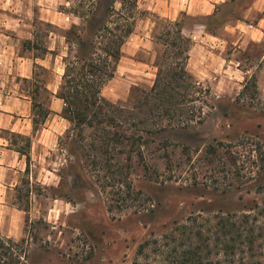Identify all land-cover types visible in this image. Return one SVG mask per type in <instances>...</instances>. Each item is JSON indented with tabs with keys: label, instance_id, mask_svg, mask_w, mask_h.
Segmentation results:
<instances>
[{
	"label": "rangeland",
	"instance_id": "1",
	"mask_svg": "<svg viewBox=\"0 0 264 264\" xmlns=\"http://www.w3.org/2000/svg\"><path fill=\"white\" fill-rule=\"evenodd\" d=\"M69 1V7H61L63 12L78 9L82 0ZM224 11L234 13L242 20L232 18V22L221 28L217 36L202 32L190 36L192 47L188 70L196 81L211 89L215 98L210 99V104L216 108L205 109L210 111V116L204 125L196 126L187 133L165 134L171 137L170 140L177 139V135L187 136L193 150L214 138L224 139L231 120L224 118L223 113L235 105V99L247 79L255 76L259 97L264 101V0H237ZM144 20L147 22L142 23ZM167 20L139 6L135 31L137 28L140 32L151 30L149 40L152 43L150 50L145 48L135 59L150 67L144 82L135 86H129L122 78L114 81L116 71L114 78L102 89L106 99L110 96L120 99L124 95V99L114 103L129 104L138 89L149 90L152 87L157 74L156 63L163 51L160 36L166 30ZM188 23L195 24L192 21ZM34 34L32 40L15 41L5 63H0V101L5 99L9 109L21 107L22 115L7 112L14 117L9 121L20 126L24 133L31 132L27 136L31 139L29 147L26 141L14 137L10 129H0V137L6 140L4 144L7 148L23 149L29 155L28 158L24 156L26 168L13 181L14 186L8 190L5 199L10 207L25 212L24 236L16 240L25 239L27 254L23 264H169L165 258L167 253L186 241L177 231L180 227L191 224L196 229H206V220L219 210L238 213L248 210L246 201L240 202L237 197L220 204L219 194L212 189L214 181L208 175L187 174V166L183 174L178 176L179 173H176L178 177L173 180H169L168 173L163 172L159 181L144 179L140 176L141 169L138 174L134 173L131 176L134 188L150 197L143 203L129 201L121 207V201L114 194L115 189L102 178L104 173L99 175L88 166L85 167L88 184L75 191L68 166L71 155L65 143L71 125L66 122L67 128H62L63 122L52 110V103L62 84L60 71L64 69V58L69 53L67 32L50 24L36 23ZM50 48L54 50L50 52ZM36 58H45L47 68L37 64ZM33 98L51 110L46 123L37 131L33 130ZM19 100L23 101L21 106ZM19 119L20 125L17 123ZM257 120L252 116L247 120V126L252 128L251 124L259 122ZM51 127L54 130H50ZM173 148L172 160L177 164L182 156L181 146ZM149 159L151 163H158L162 171L165 169L163 162ZM257 200L261 202L263 197ZM110 206L114 209L110 210ZM157 241L161 247L156 246ZM145 242L149 244L140 253L139 247ZM157 249L161 254L157 253ZM211 262L229 264L222 255L214 256ZM235 264H264V240L251 256H237Z\"/></svg>",
	"mask_w": 264,
	"mask_h": 264
},
{
	"label": "trees",
	"instance_id": "2",
	"mask_svg": "<svg viewBox=\"0 0 264 264\" xmlns=\"http://www.w3.org/2000/svg\"><path fill=\"white\" fill-rule=\"evenodd\" d=\"M138 1L82 0L78 9L69 12L79 17L82 24L67 31L69 53L64 58V74L56 98L64 102L62 117L71 125L65 141L71 155V185L80 191L88 184L86 166L99 175L103 172L102 178L115 189L122 207L129 201L150 200L142 190L134 188L131 180L140 169V176L150 181H159L162 172L168 173L169 180L176 179L186 166L187 174L208 175L214 181L212 189L219 194L220 204L237 197L240 202L246 201L248 210H219L206 220V229L183 225L177 231L186 241L172 247L165 258L169 264H213L211 259L222 255L229 264H235L237 256H251L264 240V101L259 97L257 79H247L235 105L223 113L224 118L231 120L224 139L214 138L193 150L187 136L177 135V139H171L174 142L165 134L187 133L204 125L210 116L205 109L216 108L210 104L215 98L211 89L196 81L188 70L190 36L199 31L217 36L232 18L242 20L224 11L237 0L222 3L209 16L194 18L182 13L175 21L167 20L160 36L163 51L156 63L152 87L138 89L133 100L123 105L106 99L102 89L114 78L122 47L135 31ZM189 21L195 24L189 25ZM32 103L33 130L37 131L51 110L35 98ZM252 116L259 122L249 128L247 120ZM13 136L31 146L30 137L16 133ZM176 145L182 151L177 164L172 160ZM15 151L29 157L23 149ZM149 158L163 162L165 169L162 171ZM260 197L263 200L258 202ZM24 244L25 239L16 241L0 234V264H23L27 254ZM148 244H141L139 252L143 253ZM156 246L162 245L157 241ZM157 253L161 254L158 249Z\"/></svg>",
	"mask_w": 264,
	"mask_h": 264
},
{
	"label": "crops",
	"instance_id": "3",
	"mask_svg": "<svg viewBox=\"0 0 264 264\" xmlns=\"http://www.w3.org/2000/svg\"><path fill=\"white\" fill-rule=\"evenodd\" d=\"M226 1L228 0H139L138 3L143 10L156 14L161 18L177 20L182 13H186L188 16L194 18L212 15L216 6ZM62 6L69 7L70 1L0 0V63H5L8 58L7 55L10 54L15 41H21L25 38L29 40L33 39L36 23L50 24L65 33L73 25H79L80 19L73 13L63 12L61 10ZM146 22L147 20L142 21V23ZM150 32H147V29H143L140 32L137 28L124 44L122 47L123 55L117 67V75L114 81H120L122 78L126 84H130L129 86H135L144 82V76L150 65L136 60L135 56L139 52L144 51L145 48L150 50V44L152 43L149 40L151 38ZM199 32L201 33V31ZM203 34L205 33L203 32ZM48 50L51 52L54 49L50 48ZM36 60L37 64H41V66L47 68L45 58H36ZM60 72L59 77L61 79L64 69ZM54 93L56 94V90ZM107 98L111 102H116L125 97L122 95L119 97L120 99L113 96ZM19 102L21 104H18L21 106L23 101L19 100ZM8 105L9 103L5 99L0 101V129H10L13 133L24 134L26 137L29 136L31 134L30 131L24 133L23 129H20V126L17 124L13 125L12 121H9L10 118L14 117L7 112L12 111L22 115L21 107L9 109ZM52 105V110L56 112L55 116L64 124L62 128L66 129L67 125L65 124L68 121L62 117L64 102L61 99L55 98ZM24 121L27 122L26 119ZM20 122L21 119L17 123L20 125ZM50 130H54V128L51 127ZM45 131L50 132L47 129ZM60 132L58 131V133ZM4 143H6V140L0 137V234L4 237L18 240L24 236L25 212L10 207L5 199L8 196V190H12L11 188L14 186L13 181L24 172L26 161L24 156L13 149L7 148V144Z\"/></svg>",
	"mask_w": 264,
	"mask_h": 264
}]
</instances>
